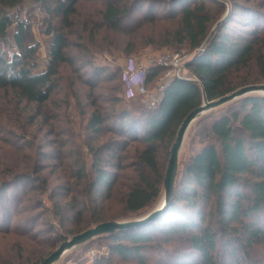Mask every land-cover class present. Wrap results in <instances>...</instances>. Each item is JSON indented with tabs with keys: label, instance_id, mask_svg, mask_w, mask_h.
<instances>
[{
	"label": "trees",
	"instance_id": "obj_1",
	"mask_svg": "<svg viewBox=\"0 0 264 264\" xmlns=\"http://www.w3.org/2000/svg\"><path fill=\"white\" fill-rule=\"evenodd\" d=\"M33 1L44 13V34L50 37L43 69L38 65L39 45L33 41L29 21L16 17L23 0H0V118H10L26 141L28 125L37 121V132L43 126L48 127L45 135H63L65 128L57 130L53 121L66 120L65 110L59 108L60 104L69 106L70 98L80 107V115H86L83 144L90 163L87 166L77 158L71 176L75 183L58 187L68 197L62 206L53 203L54 213L63 216L62 223L78 225L84 221L94 227L119 221L124 215L108 212L113 201L126 215L147 211L163 194L166 166L161 147L174 140L185 116L204 100H216L264 81V27L252 14L247 16L246 12L253 9L248 0H228L229 11L225 0H134L132 4L128 0H103L102 8L91 18L79 15L77 5L93 0ZM157 5L162 9L160 16L155 12ZM143 7L146 11L141 14ZM236 15H242L241 23L251 28L237 30L231 26ZM159 20L175 22L173 30L158 37L159 45L188 44L195 51L185 64L190 78H170L152 109L117 113V96L94 94L107 72L92 60L93 53L101 52L94 44L101 45L99 42L107 39L102 37L101 41L100 33L134 35L143 24ZM14 23L16 29L10 34ZM138 42L131 40L127 52L133 53ZM149 43H153L152 38ZM72 48L75 54L68 52ZM63 66L71 69L73 78L67 80L62 102L57 103L53 97L63 91L59 86ZM251 67L258 69L256 76L246 70ZM159 69L147 70L146 80ZM76 84L87 89L83 97L74 88ZM49 107L55 112L50 114ZM197 122L201 123L203 140L177 170L167 209L148 225L99 236L109 241L108 256L95 258L91 264H118L112 260L114 255L120 262L134 259L143 264L150 244L157 237L167 242L172 235L184 236V242L199 258L193 264H264V260L250 259L245 251L264 242V96L241 97ZM105 133L114 137L96 144ZM135 142L141 148L129 155L124 150ZM126 159L130 160L127 166ZM30 166L25 170H0V192L27 182L29 188L23 196L33 191L47 193L52 201L56 194L48 191L46 180L39 175L43 169L37 164ZM125 169L130 174H121ZM69 212L72 216L63 215ZM33 233L20 232L19 227L0 230V234L29 238L39 244L48 240L34 239ZM52 233V229L47 231ZM218 245L222 249L216 251ZM45 258L42 252L29 261L40 264Z\"/></svg>",
	"mask_w": 264,
	"mask_h": 264
},
{
	"label": "rangeland",
	"instance_id": "obj_2",
	"mask_svg": "<svg viewBox=\"0 0 264 264\" xmlns=\"http://www.w3.org/2000/svg\"><path fill=\"white\" fill-rule=\"evenodd\" d=\"M133 1L134 0H128V3L132 4ZM225 1L227 2L226 10H231V1ZM238 1L243 2L245 0ZM102 3L103 0L82 2L77 5V11L82 17L91 18L96 10L102 8ZM247 3L253 8L251 9L252 11L246 12L247 16L248 14H252L255 19L261 21L260 26L264 27V0H248ZM161 10L160 5H157L155 8L157 16H160L159 12ZM226 10H224V13ZM145 11L146 8L143 7L141 14ZM18 13L19 14H16V17L18 16L19 18L26 19L30 23L33 41L37 42L39 45L37 50L39 60L38 65L40 69H43L47 57L46 47L50 38L44 34L46 28L44 13L41 10V7L35 4L33 0H23L21 11ZM138 16L141 15L138 14ZM243 18L242 15H236L231 20V26L237 30L250 29L251 27L249 25L241 23ZM217 20H219V18L216 19V21ZM174 28L175 22L159 20L143 24L141 29H139L134 35L123 36L111 32L105 34L100 33L99 39L102 37H106L107 39L105 41L100 39L102 41L99 42L101 45H97L98 42L94 44L95 46H98L101 52L93 53L92 60L95 65L106 68L107 72L106 75L103 76L104 80H101L98 88L94 90V94H100L103 98L117 96L119 101L114 106L115 112L117 113L126 111L135 114L142 108H146V99L144 97L134 96L132 98H127L125 96L126 71L129 67L130 61L143 64L148 60L163 55H178L182 59L179 75L184 78H190L189 68L186 67L185 64L195 51L192 50L188 44L165 47L164 45H159L160 42L157 41L158 37L162 36L166 30L171 31ZM15 29L16 25L14 23L10 29V34ZM150 38H152L153 43H149ZM69 39L74 41L75 37L69 36ZM131 40L139 41L135 44L133 53L127 52L130 47V44L128 43H131ZM92 47V49H94V46ZM7 51H10V49H7ZM68 52L72 54L76 53L73 48L69 49ZM79 68H81V64L79 65ZM69 70L71 69L66 66L60 68L59 77L61 80L59 81V86L63 91L53 97L57 100V103L62 102L61 97L66 91L65 85L67 80L73 78L71 77L72 75ZM246 70H252L251 74L253 76L257 75V68L255 69L251 67ZM167 71L166 68L160 67L156 75L149 80H146L145 75L146 89L151 94L156 93L155 97L157 98V90L162 84L165 85L169 80L164 77L167 74ZM82 72L83 71L80 73L82 74ZM261 85H264V81ZM74 88L80 95H82V97L87 90L80 84H76V87ZM80 100L82 104L85 103L83 98ZM104 105L106 106V104ZM226 105H223L222 107ZM49 108L50 114L51 112H55L54 108ZM220 108L211 112L220 110ZM59 109L60 111L65 110L66 114L65 121L62 119L53 121V125L56 126L57 130H64L65 128L64 134L60 136L45 135L48 127L43 126L41 127L42 130L37 132V128H40L39 121H37L32 126L28 125V132L25 134L27 138L25 141L22 139L23 135L21 131H18L17 127L16 129L14 128V122L12 123L10 118H0V170L13 169L17 171L25 170L26 168H29L30 165H40L43 170L39 175L46 180L48 191L56 194L52 201L48 199L47 193L42 195L33 191L23 196L22 193L29 188L27 182H24L21 186L15 185L12 188L0 192V230L4 228L11 230L15 227H19L20 232H24L25 234L34 232V239H48L46 240V243L39 244L38 242H35V240L33 241L29 238L15 237L11 234H0V264H30L29 259L32 258V256L45 252L47 257L57 249L64 240L93 227V225H87L84 221L77 225L62 219V223L60 222V218H63V216L58 217L54 213L53 203L59 202L62 206L68 199L58 187L75 183L71 176L73 170L77 167L75 165L77 158L81 157L87 166H89L90 163L87 149L83 144L85 135L84 127L87 119L86 115H80L81 109L79 106H76L75 101L72 98L69 99V106L65 107L63 104H60ZM109 137H114V135L105 133L98 141H96V144H100ZM201 140H203L201 123H198L196 120L187 130L180 147L178 154V171L182 169V166L189 158L191 151L199 146ZM173 141L174 140L161 147L160 156L162 157L165 166H167L168 163L169 151ZM27 142L32 143V145H27L26 147L25 145ZM62 142H65L63 148L61 147ZM136 148L140 149L141 145L137 142L130 143L124 151L131 155ZM129 162L130 160L126 159L124 164L127 166ZM121 174H130V171L125 169ZM35 198L40 200V203H37ZM159 200L160 198L144 213L136 215H126L121 211V205L118 204V202L113 201L111 202L110 210L108 212L120 216L124 215L119 221L134 220L153 210ZM7 202L9 203L7 204ZM72 214L73 212H69L64 213L63 215L72 216ZM261 217L264 218V214L261 215ZM205 223L206 221H204L202 225ZM50 229L53 230V233L47 234V231ZM162 240V237H157L155 242L150 244L151 249L146 251L143 255V264H193L198 262V256L194 254L191 248L189 249V245L184 242V236L172 235L169 241L162 242ZM108 242L109 241L96 237L91 241L69 250L55 264H91L95 258H105L108 256V248L106 245ZM221 249L222 246L218 245L216 251ZM245 251L247 252L248 257L252 260H264V242L262 244H253ZM175 255H178V257ZM112 260L118 264H139L134 259L120 262L115 255Z\"/></svg>",
	"mask_w": 264,
	"mask_h": 264
},
{
	"label": "water",
	"instance_id": "obj_3",
	"mask_svg": "<svg viewBox=\"0 0 264 264\" xmlns=\"http://www.w3.org/2000/svg\"><path fill=\"white\" fill-rule=\"evenodd\" d=\"M256 94L264 96V85L245 86L216 100H204L199 107L195 108L185 116L177 129L174 141L169 151L168 163L163 179V194L153 210L134 220L103 222L90 229L85 230L80 234L74 235L71 238L64 240L57 247V249L49 254L40 264H55L69 250L73 249L76 246L84 244L96 237L109 235L116 231H126L140 228L156 220L167 209L172 198L174 192V182L178 169L179 150L185 134L192 123H194L206 113L220 108L223 105L233 102L241 97Z\"/></svg>",
	"mask_w": 264,
	"mask_h": 264
},
{
	"label": "built area",
	"instance_id": "obj_4",
	"mask_svg": "<svg viewBox=\"0 0 264 264\" xmlns=\"http://www.w3.org/2000/svg\"><path fill=\"white\" fill-rule=\"evenodd\" d=\"M181 63L182 59L176 54L159 56L152 60H148L143 64L130 61L129 67L126 71L125 96L127 98L142 96L146 99V107L148 109L154 108L164 93L165 85L162 84L157 90L158 98L155 97L156 93H149L145 87V75L147 70L153 67L166 68L168 71L164 77L170 79L179 75Z\"/></svg>",
	"mask_w": 264,
	"mask_h": 264
},
{
	"label": "crops",
	"instance_id": "obj_5",
	"mask_svg": "<svg viewBox=\"0 0 264 264\" xmlns=\"http://www.w3.org/2000/svg\"><path fill=\"white\" fill-rule=\"evenodd\" d=\"M45 49V48H44Z\"/></svg>",
	"mask_w": 264,
	"mask_h": 264
}]
</instances>
